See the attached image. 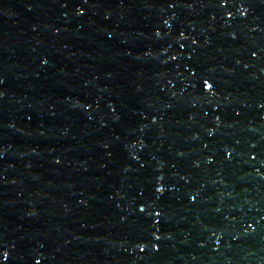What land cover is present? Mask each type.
<instances>
[{
  "label": "water",
  "instance_id": "95a60500",
  "mask_svg": "<svg viewBox=\"0 0 264 264\" xmlns=\"http://www.w3.org/2000/svg\"><path fill=\"white\" fill-rule=\"evenodd\" d=\"M0 264H264V0H0Z\"/></svg>",
  "mask_w": 264,
  "mask_h": 264
}]
</instances>
